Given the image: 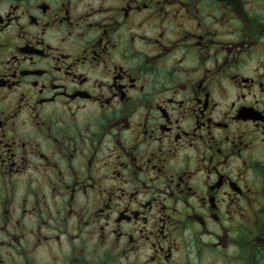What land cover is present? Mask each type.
<instances>
[{
    "label": "flooded vegetation",
    "instance_id": "af4514ba",
    "mask_svg": "<svg viewBox=\"0 0 264 264\" xmlns=\"http://www.w3.org/2000/svg\"><path fill=\"white\" fill-rule=\"evenodd\" d=\"M0 264H264V0H0Z\"/></svg>",
    "mask_w": 264,
    "mask_h": 264
}]
</instances>
